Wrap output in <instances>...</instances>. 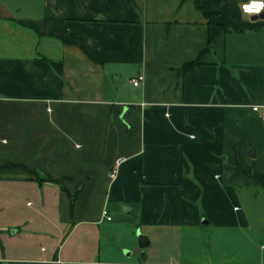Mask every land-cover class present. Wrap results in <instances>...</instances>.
I'll return each instance as SVG.
<instances>
[{
	"label": "crops",
	"instance_id": "0c3cea01",
	"mask_svg": "<svg viewBox=\"0 0 264 264\" xmlns=\"http://www.w3.org/2000/svg\"><path fill=\"white\" fill-rule=\"evenodd\" d=\"M247 1L199 0L228 30L202 53L192 0H0V264H130L99 262L103 233L243 220L233 188L264 181V19Z\"/></svg>",
	"mask_w": 264,
	"mask_h": 264
},
{
	"label": "rangeland",
	"instance_id": "374dc122",
	"mask_svg": "<svg viewBox=\"0 0 264 264\" xmlns=\"http://www.w3.org/2000/svg\"><path fill=\"white\" fill-rule=\"evenodd\" d=\"M227 202L229 209L236 206V214L243 217L236 225L210 227L202 215L197 227L180 226L178 235L171 233L170 237H165L156 231V236H149V246L144 249L137 247V229L130 232L119 225L113 228L114 233L102 234L99 262L137 264L145 255L147 261L179 264H264V188L235 187L233 197ZM202 220L206 223H201ZM139 232L145 235L144 231ZM76 240L74 235L70 236L67 244Z\"/></svg>",
	"mask_w": 264,
	"mask_h": 264
},
{
	"label": "trees",
	"instance_id": "16d2710c",
	"mask_svg": "<svg viewBox=\"0 0 264 264\" xmlns=\"http://www.w3.org/2000/svg\"><path fill=\"white\" fill-rule=\"evenodd\" d=\"M193 1V4H194V7L201 12L202 16L206 19V30H207V38H206V46L204 48V50L202 51L203 52H206L211 44L213 43L214 41V38L216 37L217 33L220 32V31H228L224 26H221L219 24H217L215 22V19H214V15L211 14V13H206L204 12L200 5H199V0H192ZM197 65H199V61L198 59H195L191 62H187L185 64H183L181 66V68L179 69V72L180 73H185V72H188V71H191L193 70ZM261 186L264 187V181L263 180H259Z\"/></svg>",
	"mask_w": 264,
	"mask_h": 264
},
{
	"label": "clouds",
	"instance_id": "9594fccd",
	"mask_svg": "<svg viewBox=\"0 0 264 264\" xmlns=\"http://www.w3.org/2000/svg\"><path fill=\"white\" fill-rule=\"evenodd\" d=\"M262 10H264V0H250L248 5L243 6L244 13L249 16H258ZM137 235H140L139 230H137Z\"/></svg>",
	"mask_w": 264,
	"mask_h": 264
},
{
	"label": "built area",
	"instance_id": "2783aa9c",
	"mask_svg": "<svg viewBox=\"0 0 264 264\" xmlns=\"http://www.w3.org/2000/svg\"><path fill=\"white\" fill-rule=\"evenodd\" d=\"M250 3V1H247V2H244L242 3L240 6H239V11L241 14H244V15H247L244 13L243 11V6L244 5H248ZM264 12V10L261 11V13L259 15H261L262 13ZM258 15V16H259ZM255 16V15H254ZM142 81V77L141 76H137L133 79H131V84L133 86H137L140 82ZM253 110H255V108H253ZM117 163V162H116ZM114 173H115V170H112L110 171V173L108 174L109 177H113L114 176ZM101 219L104 220V221H110L111 220V217L108 215L107 211L106 210H102L101 211Z\"/></svg>",
	"mask_w": 264,
	"mask_h": 264
},
{
	"label": "water",
	"instance_id": "95a60500",
	"mask_svg": "<svg viewBox=\"0 0 264 264\" xmlns=\"http://www.w3.org/2000/svg\"><path fill=\"white\" fill-rule=\"evenodd\" d=\"M260 18L264 19V12L261 14ZM247 157L252 159L254 158V150L250 149L247 153ZM201 223H206V221H201ZM136 243H137V247L140 249H144L146 247H148L149 241L147 239V237L145 235H136Z\"/></svg>",
	"mask_w": 264,
	"mask_h": 264
}]
</instances>
